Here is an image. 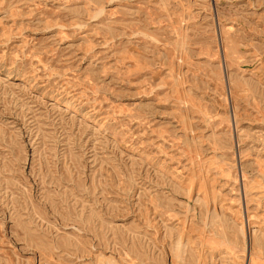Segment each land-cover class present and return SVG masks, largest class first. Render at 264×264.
I'll return each instance as SVG.
<instances>
[{
	"label": "rangeland",
	"instance_id": "obj_1",
	"mask_svg": "<svg viewBox=\"0 0 264 264\" xmlns=\"http://www.w3.org/2000/svg\"><path fill=\"white\" fill-rule=\"evenodd\" d=\"M0 264H264V0H0Z\"/></svg>",
	"mask_w": 264,
	"mask_h": 264
},
{
	"label": "bare ground",
	"instance_id": "obj_2",
	"mask_svg": "<svg viewBox=\"0 0 264 264\" xmlns=\"http://www.w3.org/2000/svg\"><path fill=\"white\" fill-rule=\"evenodd\" d=\"M247 224V223H246Z\"/></svg>",
	"mask_w": 264,
	"mask_h": 264
}]
</instances>
